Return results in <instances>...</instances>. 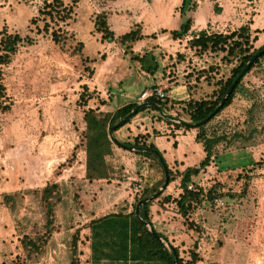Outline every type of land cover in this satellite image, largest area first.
<instances>
[{"label": "rangeland", "instance_id": "374dc122", "mask_svg": "<svg viewBox=\"0 0 264 264\" xmlns=\"http://www.w3.org/2000/svg\"><path fill=\"white\" fill-rule=\"evenodd\" d=\"M42 1L0 0V29L6 26L11 32L34 38L33 44L19 48L4 69L11 108L0 113V264H69L75 230H79L78 262L90 264L88 222L113 211H131L141 193L132 191L134 184L141 178L143 188H149L160 184L164 177L152 157L135 161L119 157L117 161L108 155L110 178L87 180L83 110L91 107L106 112L123 103L116 93L127 85L136 86L140 73L132 54L153 52L159 59L158 70H163L162 77L166 79L159 87L168 88V83L175 79L194 81L188 86L195 98L210 94L212 83L228 76L234 63L223 62L219 52H196L188 44L191 32L182 39L171 37L169 32L177 29L182 20L179 11L182 0H63L65 5H72L71 18L52 24L66 33L62 47L55 45L49 33L42 30L44 22L38 17ZM203 1L196 0L195 10L189 13L193 32L199 31L200 24L195 25V19ZM217 2L221 4L220 28L228 22L225 29L230 32L249 23L254 16L250 27L254 23V27L263 28L255 29L259 30L256 32L259 39L254 46L264 44V0ZM101 12L106 13L107 23L117 36L138 28L142 34L154 33L156 37L137 41L131 48L102 40L94 28L95 16ZM31 18H37L36 22L31 23ZM217 25L219 22L210 24L205 30L216 33L220 31ZM163 29L166 32H161ZM251 31L254 32L252 28ZM77 42L83 46L79 47ZM209 66L218 70L200 74ZM245 80L250 84L246 94L238 93L233 103L207 125L208 132L224 130L229 139L217 147L219 154L224 152L219 158L223 162L213 160L194 178L203 193L201 202L189 214L197 229L187 228L181 215L173 216L172 221L177 223L171 227L173 233L185 230L189 236L182 244L176 242L180 255L188 258V250L196 244L201 256L197 264H264V165L254 170L243 197H223L224 207H215L205 196L212 186H219L220 192L239 193L244 182L239 176L246 168L241 166L242 162L264 158V58L246 74ZM84 87L85 94L92 95L86 106L79 100ZM190 95L181 82L171 88L170 97L175 102L180 100L179 104ZM162 110L163 113L159 110L153 113L163 116L167 108ZM181 110L175 116L186 118L184 109ZM251 130L249 140H233L234 131L247 135ZM114 146L116 152L125 150L115 143ZM226 152L231 156L227 157ZM52 183L58 185L61 194V201L54 207V229L40 252L28 254L21 239L24 235L44 234L45 208L40 192ZM179 186L177 177L161 194L177 197L182 191ZM5 195L11 196L8 202ZM169 207L179 214L174 202ZM197 209L202 212L197 213ZM255 231L261 235L256 243ZM250 252L255 254V261L249 260Z\"/></svg>", "mask_w": 264, "mask_h": 264}, {"label": "trees", "instance_id": "16d2710c", "mask_svg": "<svg viewBox=\"0 0 264 264\" xmlns=\"http://www.w3.org/2000/svg\"><path fill=\"white\" fill-rule=\"evenodd\" d=\"M197 6L196 0H182L180 5V18L182 19L177 29L171 30L169 33L173 39H182L188 33L191 32V38L188 44L191 48H194L198 53H221V60L225 63H234L229 71V75L221 77L214 81L213 90L210 94L201 98H189L185 102L181 103L182 109L188 116V123H196L204 119L210 112L214 110L222 96L225 94L227 88L231 85L236 75L242 70L246 62L251 56L258 50L264 48V44L255 47L257 40L256 32L252 33L250 29V22L241 25L237 29L230 32H216L209 33L205 29H201L197 32L191 31L193 18L189 15L191 11H194ZM217 8V4L214 5ZM72 5L68 6L63 3V0H43L42 5L39 8V15L44 22L42 30L49 33L50 39L55 45L63 46L66 42V33L60 30V27H52V24L58 25L59 22H64L71 18ZM219 10V8H217ZM37 18H31L30 22L35 23ZM138 27V26H136ZM95 31L101 35V39L107 42L116 41L123 45L125 48H131V44L147 39L155 38L156 34L144 35L138 28H131L128 32L117 36L113 30L110 29L107 23V15L104 12L98 13L95 16L94 21ZM40 32V30H38ZM166 32V30H161ZM34 38L30 35H21L18 32H11L6 26L0 29V113H6L11 108V102L6 93V87L4 84V69L10 65L14 56L19 48L23 45L33 44ZM79 47H82V42H77ZM133 60L137 61L140 68L147 73L153 74L159 69V61L156 60V55L153 52L146 51L143 54H132ZM264 58V51L250 64L249 68L244 72L240 80L237 82L231 93L225 99L222 107L212 116L207 122L202 125L193 127L187 124L173 123L177 128L195 129V139L200 142L205 156L203 159L194 166H188L183 170L177 168H168L169 179L168 184L174 181L177 177L180 178V189L182 190L177 197H172L170 193L159 194L155 199L148 201L139 207L140 214L145 221H151V206L157 204L159 207L164 208L165 205L174 202L179 215L183 217V221L187 228L197 229L198 226L194 225L193 221L189 219V214L192 210H195L203 197L202 190L197 183L193 189H189L188 185L192 180L198 177L201 171L209 165L213 160H217V163H222V159L217 147L222 142H227L229 137L224 130H207V125L219 115V113L231 105L235 96L238 93H245L250 88V84L245 80V76L252 68ZM221 65V64H218ZM217 71L218 69L213 66H209L208 69H202L200 74L206 72ZM210 74V73H209ZM207 78V76H205ZM212 79V77L210 78ZM207 81H210L207 79ZM86 87L83 88V92L79 96L82 106L87 105V101L92 95H86ZM169 98L161 99L155 95H150L144 99V102H153L159 105L162 109L166 107ZM172 102V100H171ZM101 103H104L101 101ZM172 103H180L178 101ZM138 105V102H129L113 112H101L97 111V108L88 107L83 110V121L85 123V178L89 181L108 179L110 178V166L107 163L106 157L112 154L114 143L109 138V129L112 125L126 116L134 107ZM254 105V103L252 104ZM146 108L155 110L156 108L150 106H141L138 110L128 118L126 125L130 120L139 112ZM164 119L159 115L158 120ZM171 123V122H170ZM121 127V126H120ZM120 127H117L118 130ZM113 132V134H114ZM251 132V133H250ZM247 135L243 131H234L232 133L233 140H249L253 131L251 130ZM250 133V134H249ZM115 136V135H114ZM126 145H133L141 148H149L158 150V148L152 142H146L145 134H137L132 138V141H123ZM143 156L152 157L155 159L159 167L161 168L163 177L164 171L162 162L158 158L157 154L152 151H138L136 152ZM160 153V152H159ZM227 153V152H226ZM162 155V153H160ZM230 153H227V157H230ZM164 159V158H163ZM219 160V161H218ZM221 161V162H220ZM245 172L239 176L243 179V186L239 193L232 192H220L218 187L212 186L208 188L205 196L212 200L215 197H228V198H240L243 197L248 188V183L254 170L264 165V158L259 160L246 159L242 162ZM175 169V170H172ZM163 183L144 188L139 195L136 196L133 209L130 212L117 211L104 214L97 218L91 219L87 227L89 228V248H90V264H173L174 252L177 256V264H197L201 261L199 252L196 251V244L188 250V258H184L180 255V247L174 245V240H169L168 237L162 233L156 231V234L160 237H165L169 245L165 244L157 238L135 215L136 203L157 191L159 186ZM41 200L45 208V224L44 234L38 232L35 236L24 235L21 239V246L25 252L38 253L41 246L45 243L48 234L54 229V207L56 203L61 201V194L58 190L56 183L46 184L41 189ZM10 195H5V201L8 202ZM152 223V222H151ZM153 225V224H152ZM187 229V230H189ZM79 239V230H75L72 234L71 240V259L69 264H79L76 257L77 242ZM173 242V243H172ZM183 248V246H182Z\"/></svg>", "mask_w": 264, "mask_h": 264}, {"label": "crops", "instance_id": "0c3cea01", "mask_svg": "<svg viewBox=\"0 0 264 264\" xmlns=\"http://www.w3.org/2000/svg\"><path fill=\"white\" fill-rule=\"evenodd\" d=\"M203 1L201 6L198 7V13L196 15V21L195 25H199L198 30L206 29L209 27L210 24H215L219 22V25H217V28H220V20L222 18L221 12L218 13L219 10L217 8L220 7V2L218 3V0L215 1ZM217 4V8L215 10L214 5ZM254 16L251 18V22L253 21ZM215 22V23H213ZM228 25V22L226 24H223L221 26L220 31L225 33L228 29H225ZM257 26V25H256ZM194 27V26H193ZM254 31L256 28H259L263 30V28L254 27V23L251 25L250 29ZM255 34L254 32H252ZM146 35V34H145ZM259 37L257 34V40ZM255 42V43H256ZM156 60L159 61L158 57H156ZM138 63V62H137ZM139 64V63H138ZM140 73L138 76V80L135 85H127L124 90H120L119 93H116L121 96V100H123V103L119 106H117L114 110L117 108L129 103V102H138V104L143 103L144 99H142V94H147L150 92V90L159 87L161 84L165 83L166 79H163V73L162 69L158 71H155L153 74L147 73L144 70L140 68V65L138 66ZM183 83L185 87L191 92V95L189 98H195L193 91L189 88L188 85H191L192 82H186V81H180L179 79H175L174 81L168 83V88L166 89L167 97L169 98L168 103L166 104L167 111L166 114H168L171 117L178 118L180 120H183L185 122L189 121L188 116L186 115V118H182L181 116L176 117L177 114L176 111H182L181 108H173V107H181L182 104L179 103H172L175 102V100L171 99V88L175 83ZM188 98V99H189ZM197 99V98H195ZM172 100V102H171ZM178 102L180 100H177ZM184 102V101H181ZM151 107V106H150ZM154 108V107H153ZM102 109V108H101ZM114 110H111L109 112H113ZM97 111H102L98 109ZM157 109L153 110L151 108H146L143 111L139 112V114L136 116V119L132 123H128L122 128H119L114 132L115 137L117 140L122 142L123 140L127 141L132 139L137 134H145L146 142H152L154 145L158 148L159 152L162 153V156L169 166H174L175 168L179 170H183L184 168L188 166H194L197 165L205 156V152L203 150V147L200 142H197L195 139L196 132L195 129H184V128H177L170 119H164L158 120V113L156 112ZM147 118H150L148 122H144ZM171 122V123H170ZM122 126V125H121ZM120 127V126H119ZM157 130V131H156ZM160 131V132H159ZM158 132V133H157ZM122 138V139H121ZM123 143V142H122ZM115 146H113L112 154L109 156L116 157L115 159L117 161H120V158H130L131 161H135V159H140L141 157L143 160L146 159V156H142L141 154L136 153L137 151H131L129 149L123 150L122 153L116 152ZM124 153H128L124 154ZM118 155V157H117ZM120 157V158H119ZM129 162V161H127ZM146 163V162H144ZM169 204L165 205L164 208L159 207L157 204H154L151 206V214L152 219L151 222L153 224V227L159 231L164 233L169 240H174V245H176V242H180L182 244V241L187 240L189 236H187L184 231L181 234H174L171 229L173 225H176L177 223L172 221L174 218L173 216H177L179 214L173 213L169 209ZM117 212V211H113ZM124 212H130V211H124ZM199 209H197V213H200ZM197 222V221H196ZM183 226V225H182ZM184 227V226H183ZM262 228V227H261ZM257 229V228H256ZM257 236H260L257 231L254 232L253 238L256 243ZM173 243V242H172ZM179 243V244H180ZM184 248V246H183ZM249 256L254 261L256 260L255 254L252 252L249 253ZM262 258V257H261Z\"/></svg>", "mask_w": 264, "mask_h": 264}, {"label": "water", "instance_id": "95a60500", "mask_svg": "<svg viewBox=\"0 0 264 264\" xmlns=\"http://www.w3.org/2000/svg\"><path fill=\"white\" fill-rule=\"evenodd\" d=\"M264 51V48H262L261 50H258L256 51L252 56L251 58H249V60L246 62L245 66L242 68V70L236 75V77L234 78L233 82L231 83V85L227 88L225 94L222 96L221 100L219 101V103L217 104V106L214 108V110L212 112H210L208 114V116H206L204 119L196 122V123H188V122H185L183 120H180L178 118H175V117H171L169 116L168 114H164L163 116L170 119L171 121L175 122V123H180V124H187V125H190V126H193V127H196V126H199V125H202L204 124L205 122H207L212 116H214V114L222 107V105L224 104L225 102V99L227 98V96L231 93V91L233 90V88L235 87V85L237 84V82L240 80V78L242 77V75L244 74V72L249 68L250 64L261 54V52ZM141 106H151V107H154L156 108L157 110H159L160 112L163 113V110L159 107L158 104L156 103H153V102H143V103H140L138 104L136 107H134L126 116H124L122 119H120L118 122H116L114 125H112L109 129V138L110 140L115 143L116 145L120 146V147H123L125 149H129L131 151H142V152H145V151H152L154 152L155 154H157L158 158L160 159V161L162 162V166H163V171H164V181L162 183V185L157 189L156 192H154L153 194H150L142 199H140L136 205H135V215L142 221L144 222V224L146 225V227L154 234L157 236V238L159 240H161L162 242H164L165 244L169 245L167 239L165 237H160L156 234V231L151 223V221H145L141 214H140V211H139V207L140 205L148 202V201H151L153 199H155L159 194L162 193V191L165 189V187L168 185V179H169V171H168V166L165 162V160L163 159V156L157 151V150H154V149H149V148H141V147H136V146H133V145H126L122 142H120L119 140L116 139V137L114 136L113 134V131L123 125L125 123V121L130 118L137 110L139 107ZM150 118H147L146 120H144V122H148ZM173 252H174V258H173V264H177V256L175 254V249L173 248Z\"/></svg>", "mask_w": 264, "mask_h": 264}, {"label": "built area", "instance_id": "2783aa9c", "mask_svg": "<svg viewBox=\"0 0 264 264\" xmlns=\"http://www.w3.org/2000/svg\"><path fill=\"white\" fill-rule=\"evenodd\" d=\"M167 85H163L161 87H156L152 90H150L147 94H142V99H145L146 97L150 95H155L161 99H165L167 97L166 93ZM139 182L135 183L132 187V191L135 193H140L144 188L141 183V178L138 180ZM195 180L193 179L192 182L188 185L189 189H193L195 187ZM210 204L214 205L217 208H222L225 206V201L221 197H215L212 200H209Z\"/></svg>", "mask_w": 264, "mask_h": 264}]
</instances>
